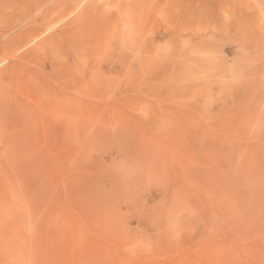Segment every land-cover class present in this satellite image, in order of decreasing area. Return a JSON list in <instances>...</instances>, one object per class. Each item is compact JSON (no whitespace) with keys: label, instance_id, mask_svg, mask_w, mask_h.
I'll use <instances>...</instances> for the list:
<instances>
[{"label":"rangeland","instance_id":"rangeland-1","mask_svg":"<svg viewBox=\"0 0 264 264\" xmlns=\"http://www.w3.org/2000/svg\"><path fill=\"white\" fill-rule=\"evenodd\" d=\"M0 264H264V0H0Z\"/></svg>","mask_w":264,"mask_h":264}]
</instances>
